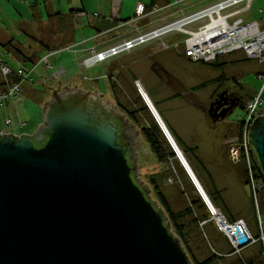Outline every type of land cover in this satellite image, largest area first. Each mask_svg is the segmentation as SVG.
I'll use <instances>...</instances> for the list:
<instances>
[{
	"label": "water",
	"instance_id": "95a60500",
	"mask_svg": "<svg viewBox=\"0 0 264 264\" xmlns=\"http://www.w3.org/2000/svg\"><path fill=\"white\" fill-rule=\"evenodd\" d=\"M225 94L208 111L214 123L238 107L221 110ZM102 96L66 86L35 134H0V264H192L136 178L134 152L148 153L139 132L131 125L125 143L121 116ZM248 141L264 178V115Z\"/></svg>",
	"mask_w": 264,
	"mask_h": 264
},
{
	"label": "rangeland",
	"instance_id": "374dc122",
	"mask_svg": "<svg viewBox=\"0 0 264 264\" xmlns=\"http://www.w3.org/2000/svg\"><path fill=\"white\" fill-rule=\"evenodd\" d=\"M60 2L68 3L69 0H60ZM41 3L45 2L41 1ZM12 4L5 8L7 13L5 18L0 17L1 29L7 30L10 34L13 33L12 37L22 46V51L36 57V64L45 55V51L38 44L39 41L44 42L50 48L58 47V49L71 42L69 37L74 28L69 18L60 23L53 24L52 22L50 25L39 27L34 31L35 33L30 32L34 41L25 37L20 28L21 17L25 20L29 19L30 8L35 4L27 0H15ZM56 11H59V8ZM30 17L32 16L30 15ZM244 17L247 20L264 22V0H255L250 13ZM32 20L29 19V21ZM79 25L81 27L76 28L75 32L77 41L94 37L96 34L95 29L88 25L85 26L83 23ZM116 33L118 32L114 31L110 33L111 35L106 34L99 40H94L93 44L98 45V48L113 44L118 39L119 34ZM114 34H116L115 37L112 36ZM35 40L38 42L36 43ZM92 42L93 40L83 46V53L81 52L77 57L70 52H61V54L50 58V67L39 65L35 76H33L35 80L47 78L52 81L48 88L40 86L34 89L37 97L33 98L29 95V90L33 88L31 84L26 83L23 87L19 95L21 101L18 105V112L26 123H32V127L35 129L32 133L37 130L35 125L39 126L40 123L36 120L30 121L29 116H32L33 110L39 105L44 107L47 102L51 101L54 91H58V89L60 91L67 86L79 87L87 92H98L107 101L118 104L122 114L130 117L134 115L137 119L136 126L134 125L135 131L139 132L137 138L143 142L141 147H144L143 150L147 148L148 153L145 155L141 150L134 152L137 154L136 163L139 167L136 169V173L139 174L136 178L143 182L145 188L150 189V198L159 205L156 191L150 181L151 177L159 176L158 186L166 196L174 213L185 215L191 208V202L201 199L206 210L209 211L210 219L213 217L210 207L202 194L199 193L194 181L190 179L189 171L178 159L177 152L155 120L145 99L139 93L142 85L149 98L158 105L162 116L182 145L187 149L197 150L195 153L197 159L192 155L186 157L191 162L193 166L191 169L196 173L195 176L199 179L202 187L206 185L207 193L213 191V187L222 191L223 201L232 210L242 212L248 228L254 235H258V219L255 218V210L252 209L253 206L248 195L249 188L240 179V166L235 167L228 160L229 147L235 143L238 137V127L246 117V112L239 106L225 120L214 123L209 117L208 111L211 98L221 87H228L234 92L240 93L244 103L257 95L263 87V81L258 78L257 74L263 71L264 66H261L257 60L247 59L242 52L221 57L218 63L225 65L219 68L190 63V59L187 60L181 54L160 51L156 47L150 46L137 49L131 54H125L110 63L86 69L81 64L87 56L85 48ZM29 64L33 66L32 63ZM61 68L64 69L60 70ZM41 109L40 120H43ZM260 113L264 115V102L261 105ZM154 124L162 133L161 139L166 151L169 154L173 152L175 159L161 162L151 152L141 130ZM150 155L153 157L152 159L149 158ZM263 196L259 202L261 210L262 207L264 208ZM217 207V205L214 206V208ZM254 208L256 209V205ZM220 211L228 218L223 209ZM198 212L199 210L194 208L192 210L193 217L186 216L180 221L186 232L183 247L192 264L195 260L203 262L214 255H221L214 264H236L240 257L233 255L231 248L233 246L218 230L214 220L206 226H201V223L196 226L193 223ZM261 215L264 232V213L262 212ZM172 231L175 234L173 228ZM261 248L263 252L262 243L249 246L242 252V257L254 258L258 262L262 257L264 261Z\"/></svg>",
	"mask_w": 264,
	"mask_h": 264
},
{
	"label": "built area",
	"instance_id": "2783aa9c",
	"mask_svg": "<svg viewBox=\"0 0 264 264\" xmlns=\"http://www.w3.org/2000/svg\"><path fill=\"white\" fill-rule=\"evenodd\" d=\"M255 0H217L200 8H185L179 3L146 6L137 4L134 16L120 18L122 0H112V15L108 19L114 25L113 32H121L113 44L98 48H85L87 56L82 60L86 69L110 63L137 49L154 46L160 51H172L183 55L195 64H212L218 58L242 52L249 60L259 61L264 66V22L247 20ZM73 19L84 25L94 22V16L85 12H76ZM104 34H99L101 38ZM89 41L52 51L41 58L35 67H50V58L61 52L73 53L76 57L83 53V46ZM0 75L3 89L0 90V107L9 100L18 98L26 83L32 84L30 73L24 69L13 70L0 51ZM263 81L261 91L252 97L246 105V117L243 119L242 134L229 147L228 160L233 166L244 165L248 173L250 196L256 205L259 236L254 235L242 219L230 221L220 210L209 208L213 214L201 226L215 221L218 230L233 246V255L242 258L245 248L262 243L264 249L263 222L260 210V198L264 192V178L258 173L248 137L253 122L261 116L260 108L264 102V69L257 74ZM55 77V75H54ZM6 126L11 121L6 120ZM0 134L10 135L0 126ZM216 210L218 212H216ZM220 217V218H217ZM264 257V251L262 252ZM221 256V255H220ZM242 264H245L242 261Z\"/></svg>",
	"mask_w": 264,
	"mask_h": 264
},
{
	"label": "crops",
	"instance_id": "0c3cea01",
	"mask_svg": "<svg viewBox=\"0 0 264 264\" xmlns=\"http://www.w3.org/2000/svg\"><path fill=\"white\" fill-rule=\"evenodd\" d=\"M14 1L15 0H0V17H4L7 14L5 12V8L9 4L11 5ZM27 1L34 2V4H35V5H32L33 7L30 8V12H31L30 15L32 17H30V15H28V18L33 19V20L29 21V19L25 20L24 18L21 17L20 28H21V30H23L25 37H28L30 39H32L30 32H34L37 28L43 27L45 25H50V23H52V22H53V24L60 23L61 21L65 20L67 18H69L71 20V22L73 23L74 29H73V32H71V35L69 37V40L71 42L64 45L62 48H65V47L70 46V45H77V44H80L82 42L92 41V40H93V42L91 43L92 46L90 45L87 47L98 46V45H95L93 43H94V40L97 41L100 39V38H97L99 34L107 33V35H111L110 33L113 32L112 30L114 28V25L108 21V19L112 15V0H69L68 3H62V2H60V0H27ZM41 1H43L45 3L43 4V3H41ZM215 1H217V0H122V5H121V9H120V18L123 20L130 19V17L132 18L134 16L135 8H136L137 4H139V3H142L146 6H152L155 4L166 5V4L179 3L182 7H185V8H200V7L209 5ZM57 5H58V7H57ZM58 8H59V11H56ZM72 12H85L89 15L94 16V22L92 24L88 25L89 27L93 26V29H95L96 34L94 35V37L87 38V39H81L80 41L76 40V37H75L76 36V34H75L76 28L81 27L79 25V24H81V22L73 19V14H71ZM3 13H4V15H3ZM43 18H44V20H42ZM109 25H111V27ZM106 28H108V29L106 30ZM12 34L7 32V30H2L1 26H0V51L5 54V60L13 70L17 71L20 69H24L30 73V79L33 80V83L31 84L33 86V88H31V90H29L30 91L29 95H30V97L35 98V97H37V93L35 92L34 89L36 87H40V86H42V87L47 86L46 88H48L49 87L48 85H51L52 80H48L47 78L46 79L40 78L38 81L35 80V78L33 76H35L38 66L35 67L37 59L34 55H30L28 52L25 51V53L28 57H30V58H32V56L35 57V64L32 63L33 64V66H32L29 64L31 62H24L21 59L16 58V56L8 54V52L3 49L2 45H5L10 41L16 42V40L13 39ZM116 34L120 35L122 33L118 32ZM116 34H114L112 36L115 37ZM40 47L43 51H45V55L43 57H45L47 54L51 53V51L43 48L42 45H40ZM62 48H60V49H62ZM190 63H192V62H190ZM62 69H64V68H61L60 70H62ZM1 89H3V78L0 75V90ZM24 90H26V89H24ZM150 100L153 103V105L155 106L157 113L160 115L162 121L164 122V124L168 128L169 132L171 133V135L173 136V138L177 142L178 141L177 135L172 131V129L168 125L167 121L162 116L158 105L151 98H150ZM20 101H21V96H19L18 98L9 100L4 106L0 107V126L4 130H6L10 135H13V136L33 135L37 132L39 126L41 124H43V120H40V109L41 108L43 109V107H42V105H39L36 109L33 110V114H31L32 116H29L30 121L36 120L38 123H40L39 126L35 125V127H37V130L34 133H32V131L35 130L34 127H32V123L31 122L26 123L23 119H21V117H20L21 115L18 112V105H19ZM261 115H263V114L261 113ZM6 120L11 121L10 126H6V124H5ZM172 132H173V134H172ZM183 154H184V152H183ZM184 156L192 168L193 166H192L191 162L189 161L188 157H186L185 154H184ZM195 175H196V173H195ZM203 189L205 190V192L207 194L208 189H207L206 185H204ZM248 195H249V198L251 201L250 192L248 193ZM223 202L225 205V214L228 216V218H230V219H242V220L246 221L242 212L232 210L231 207L225 203V201H223ZM251 204H252V202H251ZM213 206H215V205L213 204ZM221 209L222 208H220L219 210H221Z\"/></svg>",
	"mask_w": 264,
	"mask_h": 264
},
{
	"label": "trees",
	"instance_id": "16d2710c",
	"mask_svg": "<svg viewBox=\"0 0 264 264\" xmlns=\"http://www.w3.org/2000/svg\"><path fill=\"white\" fill-rule=\"evenodd\" d=\"M74 13H76V12H72L71 14H74ZM109 26L111 27V25H109ZM91 27L93 28V26H91ZM107 29L108 28H106V30ZM38 43L40 45H42L43 48H45V49H47V50H49L51 52L58 50V48H50L48 45H45L44 42H42V41H39ZM2 47H3L4 50H6L8 52V54L16 56V58L21 59L24 62H31V63L35 64V57H32V58L28 57L22 51V47L17 42L10 41L7 44L2 45ZM59 49H60V47H59ZM220 58H218L212 64H202V65L222 68L225 64H219L218 63ZM186 59L189 60L188 58H186ZM245 105H246V103H244L243 99H242L241 107L243 108L244 111H245ZM131 117H132V119L135 122H137V119L134 117V115H131ZM242 129H243V122L240 123V125L238 127V133H237L238 136H240L242 134ZM141 132H142L146 142L148 143V146H149L151 152L155 155V157L159 161L165 162L167 159H175V155L173 154V152L171 154H169L166 151L167 149H166V147L164 145L163 140L161 139L162 133H161L160 129L158 128V126L156 124L150 126L149 128H143L141 130ZM177 143H178L179 147L183 150V152H184V154L186 156L192 155V156H195V158H196V155H195V153L197 151L196 149H192L191 150V149L185 148L179 140L177 141ZM240 168H241V170H239L240 179L248 187L249 180H248L247 170H246L244 165H240ZM256 169L258 170V173L261 174V170H260L258 165H257ZM158 177L157 176H153V177L150 178L151 184L154 186V189L156 191V195H157V198H158L157 201L159 203V206L162 208V210L166 214V216H167V218H168V220H169V222L171 224V227L174 229L175 234H176L175 236L181 241V243L183 245V244H185L186 232H185V227L180 224V221L186 216H192L193 217L192 210L194 208H197L199 210V212L196 214V216H195V218L193 220V223L196 226H199V224L202 221L209 220V215H210L209 211L206 210L207 208H205V205L203 204L202 200L199 199V200H193L191 202V208L187 210L185 215L174 213L172 211L168 201H167L166 196L163 194V192L160 190V188L158 186V182H157ZM207 194H208L209 198L211 199L212 203L215 206L217 205V206H219L220 208H222L225 211V205H224L223 198H222V191L216 189V187H213V191H211V192H209ZM262 195H264V192H262ZM251 202H252L253 210H255L254 211L255 218L257 219V212H256V209L254 208L255 204H254L252 198H251ZM262 204H263V202H262ZM262 212L264 213V208L263 207H262V210H261V214H262ZM228 219L230 221H233V222L238 220V219H230V218H228ZM257 236H259V233H258ZM261 253H262V248H261ZM219 257H220L219 255H216V256L214 255L212 258L204 260L203 262H199V261L195 260L194 264H214L215 260L218 259ZM242 261H244L245 264H264V261L262 260V257H261V261L260 262L256 261L254 258L242 257L239 260H237L236 264H242Z\"/></svg>",
	"mask_w": 264,
	"mask_h": 264
},
{
	"label": "flooded vegetation",
	"instance_id": "af4514ba",
	"mask_svg": "<svg viewBox=\"0 0 264 264\" xmlns=\"http://www.w3.org/2000/svg\"><path fill=\"white\" fill-rule=\"evenodd\" d=\"M81 87V86H80ZM89 91V90H88ZM223 93H226L225 96L222 98V103L221 104H225L223 107H221V110L222 109H226V108H229L231 107L233 104L237 105L238 107L241 106V103H242V96L240 93H237V92H234L233 90H231L230 88L228 87H221L220 89H218L213 97L211 98L210 102H209V109L211 107L212 104L218 102L220 100V96L223 94ZM113 105L118 109V113L120 114L121 118L119 120V123H120V126L122 127V133L123 134V141L127 144L130 145V143H133L134 142V139L132 137V130H131V125H135L136 126V122L132 119V117L126 115V114H122V111L120 109V107L118 106V104L112 102ZM121 112V113H120ZM122 114V115H121ZM125 117H124V116ZM209 115V114H208ZM142 133V132H141ZM131 138V139H130ZM128 139L130 141H128Z\"/></svg>",
	"mask_w": 264,
	"mask_h": 264
},
{
	"label": "bare ground",
	"instance_id": "6f19581e",
	"mask_svg": "<svg viewBox=\"0 0 264 264\" xmlns=\"http://www.w3.org/2000/svg\"><path fill=\"white\" fill-rule=\"evenodd\" d=\"M139 93L143 96V98L146 101V104L148 105V107L151 110V113L153 114L155 120L158 122V124H163L162 127L165 128L163 131V133L167 136L168 141L170 142V144L173 146V148L175 149V151L178 154V159L180 160V162L186 167V169L189 171L190 173V179L193 181V179L195 180L194 177V173L193 170L191 169V166L189 165L187 159L185 158V156L182 153V150L179 148V145L177 144V142L175 141V139L173 138V136L171 135V133L169 132L168 128L166 127V125L164 124V122L162 121L160 115L157 113L155 106L153 105V103L151 102L149 96L147 95V92L145 91V89L143 88V86L141 85L140 89H139ZM163 130V129H162ZM201 185V184H200ZM199 186V185H198ZM202 186V185H201ZM199 193L202 194V196L205 198V200L212 206V209H214V206L210 200V198L208 197V195L206 194L205 190L202 191L201 188L199 187ZM216 212H218L216 210ZM220 218V217H217Z\"/></svg>",
	"mask_w": 264,
	"mask_h": 264
}]
</instances>
